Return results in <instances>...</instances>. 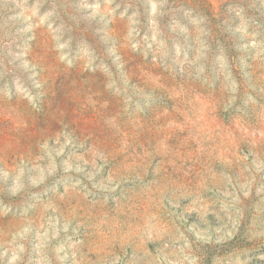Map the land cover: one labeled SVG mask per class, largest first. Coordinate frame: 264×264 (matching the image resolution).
Segmentation results:
<instances>
[{
  "label": "clouds",
  "instance_id": "1",
  "mask_svg": "<svg viewBox=\"0 0 264 264\" xmlns=\"http://www.w3.org/2000/svg\"><path fill=\"white\" fill-rule=\"evenodd\" d=\"M0 264H264V0H0Z\"/></svg>",
  "mask_w": 264,
  "mask_h": 264
},
{
  "label": "rangeland",
  "instance_id": "2",
  "mask_svg": "<svg viewBox=\"0 0 264 264\" xmlns=\"http://www.w3.org/2000/svg\"><path fill=\"white\" fill-rule=\"evenodd\" d=\"M207 10V9H206ZM61 191H63V189H61Z\"/></svg>",
  "mask_w": 264,
  "mask_h": 264
}]
</instances>
